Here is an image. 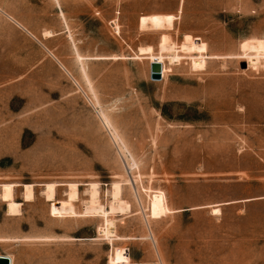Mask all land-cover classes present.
<instances>
[{"label":"rangeland","instance_id":"obj_1","mask_svg":"<svg viewBox=\"0 0 264 264\" xmlns=\"http://www.w3.org/2000/svg\"><path fill=\"white\" fill-rule=\"evenodd\" d=\"M161 42L198 51L178 49L180 61L165 60L170 73L152 81L139 49L156 56ZM263 53L264 0H0V257L264 264V199L245 202L264 197V58L246 62ZM113 182L130 206L110 216L119 239L84 214L88 184L109 212ZM66 184L77 185L78 217L58 211ZM3 185L14 186L16 215ZM154 192L171 213L150 218Z\"/></svg>","mask_w":264,"mask_h":264},{"label":"bare ground","instance_id":"obj_2","mask_svg":"<svg viewBox=\"0 0 264 264\" xmlns=\"http://www.w3.org/2000/svg\"><path fill=\"white\" fill-rule=\"evenodd\" d=\"M159 45H160L159 46L160 52L158 53L159 55L155 56L153 54V49L151 47H142L139 49V53L141 54V56L148 55L150 63L156 61L159 64L163 65V79L165 77V60H167L169 63H178L180 59L182 58L180 55H178V52H177L178 49H181L182 52H189V53L198 51L195 44L187 43V44L182 45L180 48H178L176 45L170 42H161ZM248 50L249 51H258V50L263 51V47L261 43L252 42L248 44ZM184 56L191 57L192 55L188 54ZM199 58H202V56L199 55ZM261 58H264V53L261 55H258V54L246 55V62L248 66L255 67L258 65L259 60ZM101 118L103 121L102 124H105L106 128L108 129L111 128L110 121L105 116L104 113H101ZM111 136L114 142L120 141V143L123 146H125V144L122 142V139L120 138V136L117 134L116 131L111 132ZM132 168H134L133 170L138 172L139 171L138 163L133 161L132 164L130 165V169ZM123 182L128 183L129 180H124ZM64 186H66L68 190L67 200L57 202L56 205L58 207V211L62 216H70V217L77 216V213L75 212L74 205H73V203H75L78 200L77 185L66 184ZM13 187H14L13 185H3V190L1 194V198L3 202L7 204V210L10 215L18 214L20 212V207H21V203H16L13 201ZM88 187H89V199H88V204L84 210V214L89 215V216L96 215L98 217L103 218L104 224L101 226L100 232L108 238L119 239V237L115 233V220L110 216L114 215L117 212H126L130 209V206L127 203L125 205L120 204L121 197H122V190H123L122 182H113V184L111 185V191H110L111 195L110 196L112 197V203L110 204L109 212L106 211L104 207L99 203L100 201L99 185L95 183H90L88 184ZM23 188H24V202L32 201L33 200V186L23 185ZM55 188H56V184L51 183V184L44 185L43 192L45 193V200L49 203L55 201ZM207 207H210V206H207ZM212 207H213L212 211L214 213L220 212V210L217 208V205L211 206V208ZM149 212H150L149 213L150 218H159L165 214L171 213V210L169 209L167 205V201L162 192H154L152 196H150ZM1 257H4V256H1Z\"/></svg>","mask_w":264,"mask_h":264},{"label":"water","instance_id":"obj_3","mask_svg":"<svg viewBox=\"0 0 264 264\" xmlns=\"http://www.w3.org/2000/svg\"><path fill=\"white\" fill-rule=\"evenodd\" d=\"M161 64L158 62H152L150 64V79L152 81H160ZM0 264H10V260L7 257H0Z\"/></svg>","mask_w":264,"mask_h":264},{"label":"built area","instance_id":"obj_4","mask_svg":"<svg viewBox=\"0 0 264 264\" xmlns=\"http://www.w3.org/2000/svg\"><path fill=\"white\" fill-rule=\"evenodd\" d=\"M154 62H156V61H154ZM150 64H151V63H150ZM168 73H170V72H168ZM168 73H167V74H168ZM167 74H166V75H167ZM166 75H165V77H166ZM160 78H161L160 81H162V80H163V65H161ZM150 80H151V79H150Z\"/></svg>","mask_w":264,"mask_h":264},{"label":"crops","instance_id":"obj_5","mask_svg":"<svg viewBox=\"0 0 264 264\" xmlns=\"http://www.w3.org/2000/svg\"><path fill=\"white\" fill-rule=\"evenodd\" d=\"M255 199H259V200H261V199H264V197L255 198ZM255 199H249V200H245V202H248V201H254Z\"/></svg>","mask_w":264,"mask_h":264}]
</instances>
